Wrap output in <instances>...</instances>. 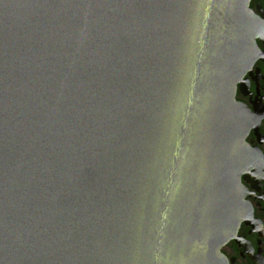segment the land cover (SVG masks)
Returning <instances> with one entry per match:
<instances>
[{"label": "water", "instance_id": "obj_1", "mask_svg": "<svg viewBox=\"0 0 264 264\" xmlns=\"http://www.w3.org/2000/svg\"><path fill=\"white\" fill-rule=\"evenodd\" d=\"M246 3L0 0V264H227L231 239L264 264L234 238L264 237Z\"/></svg>", "mask_w": 264, "mask_h": 264}, {"label": "flooded vegetation", "instance_id": "obj_2", "mask_svg": "<svg viewBox=\"0 0 264 264\" xmlns=\"http://www.w3.org/2000/svg\"><path fill=\"white\" fill-rule=\"evenodd\" d=\"M255 5L259 7V10H261L264 15V1L262 0H247L246 10H249L252 16L256 17L258 20H261V16L258 13H256L254 10ZM263 21H264V18H263ZM252 41H253V45L255 49L258 51V53H261V51H263L264 49V44L255 38H252ZM254 69L258 70L257 72L258 75H260L261 79L264 80V62L259 60V58L254 59V61L249 67V74L251 78L255 77ZM250 77L248 76V70H245L242 76L239 78L240 81H243L244 79L247 81L248 83L247 93L250 94V96L248 95L242 96L240 92L238 91L239 83L236 82L234 86V90H233V100L235 103L243 105L246 108V110L251 115H253L254 112L252 110V105L249 102H253L254 97H256L255 104L258 105V101H259L260 106L262 108V112H263V116L258 121V124H257L256 135L264 136V100L259 98L261 96L264 97V89H263L264 83L262 82L260 78L257 79L258 96H256V93L254 90L255 84H254V81L250 79ZM253 134H254V131L252 130V128H249L246 135L243 138V142L244 144H246V146L249 149H252V147L256 148L261 155L262 162L264 163V143L260 142V144H258ZM251 172H252V168H250L247 171V173H251ZM260 173H263L262 169H260ZM261 177L264 178V175H262ZM249 181H252V177L249 178ZM239 183H240V186L245 189L246 193H252L253 196L255 197L258 196L257 192H255L252 188L250 189L249 183H246L245 180L242 179L241 174L239 175ZM258 183L260 185L258 190L263 191V188H264L263 182L259 180ZM253 196L247 197V195H244L241 198V201H246L248 203L251 209V221L255 219L258 220L261 224V229H263V232H264V205H263L264 202L262 200L253 199ZM261 198L264 199V193H262ZM248 231H251L250 226L249 225L244 226L243 221H240L235 230L234 238L238 237L240 240H243L248 243V246L252 250L251 256H256V253H257L256 249H259L261 251L259 253V256L264 261V248L262 247L264 246V237H258L257 232H253V233L249 232V234L247 235ZM256 240L259 241L261 245L257 246ZM242 252H243V248L237 247V244L234 243L232 239L228 240L220 248V253L225 258L227 264H230L229 259H233L234 264H251L248 258V255ZM239 253H242L241 256L243 257V259L239 256Z\"/></svg>", "mask_w": 264, "mask_h": 264}]
</instances>
